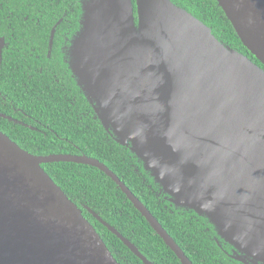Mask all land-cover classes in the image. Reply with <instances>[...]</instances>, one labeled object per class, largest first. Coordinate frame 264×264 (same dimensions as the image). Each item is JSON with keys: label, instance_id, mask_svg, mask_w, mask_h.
I'll return each instance as SVG.
<instances>
[{"label": "water", "instance_id": "1", "mask_svg": "<svg viewBox=\"0 0 264 264\" xmlns=\"http://www.w3.org/2000/svg\"><path fill=\"white\" fill-rule=\"evenodd\" d=\"M216 1L264 66V0ZM69 65L103 127L170 201L264 261V69L172 0H84ZM50 163L105 173L181 263L193 264L105 164L83 155H33L1 131L0 264H120L45 171Z\"/></svg>", "mask_w": 264, "mask_h": 264}, {"label": "flooded vegetation", "instance_id": "2", "mask_svg": "<svg viewBox=\"0 0 264 264\" xmlns=\"http://www.w3.org/2000/svg\"><path fill=\"white\" fill-rule=\"evenodd\" d=\"M83 1L0 0V131L22 149H35L33 155L56 154H46L45 150L62 145L76 149V154L70 155L87 156L81 147L86 133L94 147L107 145L111 149L107 160L119 154L115 136L106 130L102 133L96 125L99 121L93 109L86 107L85 95L69 65L73 41L81 27ZM54 115H65L62 125ZM71 132L83 137L80 145L72 140ZM119 149L124 172L134 180L142 178L143 184L151 182L149 189L162 198L158 205L167 203L165 209L186 217L201 233L199 250L186 245L191 257L173 238L193 264L194 260L197 264H264L261 257L247 255L220 236L206 218L176 207L131 151L121 145ZM161 264H168L167 260L163 258Z\"/></svg>", "mask_w": 264, "mask_h": 264}, {"label": "trees", "instance_id": "3", "mask_svg": "<svg viewBox=\"0 0 264 264\" xmlns=\"http://www.w3.org/2000/svg\"><path fill=\"white\" fill-rule=\"evenodd\" d=\"M172 1L210 27L213 34L220 41L251 57L253 62L262 66V64L250 54L247 48L242 44L231 22L228 20L216 0ZM85 105L89 110L92 108L88 100L85 102ZM64 116L65 115H54L53 118L57 120L60 119L59 121L62 125ZM44 117L48 118L49 116L45 114ZM97 121L100 123L97 122L96 125L100 126V130L104 133V130L106 129L98 118ZM69 135H72V140L76 144L78 143L80 145L83 141V137L78 135L77 132H71ZM84 138L85 143L81 147L87 156L99 160L114 172L159 220L187 255L191 257L190 250L186 245L190 248L196 246V249L199 250L197 246L203 243V238L201 233L197 230V227L189 225V221L186 217L172 214L170 210L165 209L164 205L168 206L167 203H161L158 205V202H161L162 198H157V193H153L152 189H149L148 185L152 184L151 182L143 184L142 178L134 180L128 173L124 172L123 157L121 156L122 151L120 152L119 144L117 146L119 154L114 155L107 160L106 158L111 152V149L107 145L94 147L88 133L85 134ZM23 148L31 154L36 152L35 149L29 147ZM75 150V148L64 147L61 145L60 147L56 146L53 149H46L45 153L76 154ZM124 158L128 157L124 156ZM43 168L54 182L62 188L67 196L83 210L85 218L95 227L96 231L100 234L107 247L120 264L143 263L129 250L122 240L101 224L90 210L99 215L105 222L109 223L125 238L130 240L137 248H139L143 255L153 260L155 264H161L163 258L167 260L168 264H181L172 250L167 247L165 242L155 233L146 219L128 200L126 195L122 193L115 182L105 173L97 168L75 163H50L44 164ZM144 171L146 172L145 168ZM147 175L151 177L148 173ZM153 181L155 186L160 188L159 191L163 192L154 179ZM153 189L158 191L155 187ZM166 195L169 196L168 194ZM82 204L85 205L86 209L82 207ZM194 264H197L195 260Z\"/></svg>", "mask_w": 264, "mask_h": 264}]
</instances>
